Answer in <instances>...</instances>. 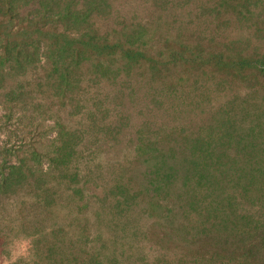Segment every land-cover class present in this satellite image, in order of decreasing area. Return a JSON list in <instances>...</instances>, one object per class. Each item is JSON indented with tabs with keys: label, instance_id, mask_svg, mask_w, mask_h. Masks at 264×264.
I'll return each instance as SVG.
<instances>
[{
	"label": "trees",
	"instance_id": "1",
	"mask_svg": "<svg viewBox=\"0 0 264 264\" xmlns=\"http://www.w3.org/2000/svg\"><path fill=\"white\" fill-rule=\"evenodd\" d=\"M39 66L56 135L0 179L11 264H264V0H0L9 102Z\"/></svg>",
	"mask_w": 264,
	"mask_h": 264
},
{
	"label": "rangeland",
	"instance_id": "2",
	"mask_svg": "<svg viewBox=\"0 0 264 264\" xmlns=\"http://www.w3.org/2000/svg\"><path fill=\"white\" fill-rule=\"evenodd\" d=\"M30 9L29 7L24 12L31 11ZM39 75H43L40 66L32 75H28L32 91L29 97L24 98V103H11L6 97L7 91L15 87L16 79L7 78L3 88L0 89V179L7 173L8 167L17 166L22 160L34 173L47 172L49 169L50 155L48 153L56 135L54 107L51 100L42 94L43 88L36 87L40 81ZM47 93H50L49 89ZM34 152L41 157L39 167L30 162V156ZM19 202V193L10 198L0 197V229L4 232L19 231L22 218ZM21 241H27L21 234L11 237L5 245L0 240V264H11L27 255L26 252L15 260L12 258V253L16 251L14 242Z\"/></svg>",
	"mask_w": 264,
	"mask_h": 264
},
{
	"label": "clouds",
	"instance_id": "3",
	"mask_svg": "<svg viewBox=\"0 0 264 264\" xmlns=\"http://www.w3.org/2000/svg\"><path fill=\"white\" fill-rule=\"evenodd\" d=\"M16 251L12 253V258L15 260L18 256L24 255L28 249V241L14 242Z\"/></svg>",
	"mask_w": 264,
	"mask_h": 264
}]
</instances>
